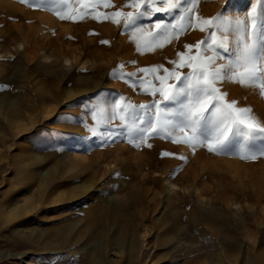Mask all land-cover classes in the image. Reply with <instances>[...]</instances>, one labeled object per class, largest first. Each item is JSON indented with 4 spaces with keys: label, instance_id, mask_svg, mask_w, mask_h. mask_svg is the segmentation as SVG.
<instances>
[{
    "label": "rangeland",
    "instance_id": "1",
    "mask_svg": "<svg viewBox=\"0 0 264 264\" xmlns=\"http://www.w3.org/2000/svg\"><path fill=\"white\" fill-rule=\"evenodd\" d=\"M127 2L112 0L114 7L111 8H104L101 4L96 9H88L92 15L74 22L61 20L54 11L33 8L21 0H0V50L6 47L11 50L6 56L0 54V97L27 98V102L20 107L16 121L2 120L0 115L7 133L4 140H0V199H4L0 206V264H98V248L91 244L94 232L103 239V244L106 242L105 257L118 258L117 264H180L187 257H176V253L170 250L172 245L168 243L157 242L149 249L147 247L151 256L143 259H138L135 253L136 245H142L140 238L143 226H149L154 217L167 213L163 208L147 209L143 225L137 223L135 211L147 203V197L150 196L149 193L145 197L141 193L142 186L137 187L140 181V173H137L139 166L145 167L152 176L143 187L151 186L160 196L165 194L166 176L172 175L177 182L175 189L180 194L171 201L175 205L181 204L185 214L193 205L202 207V202L196 197L197 188L200 187L206 195H217L216 203L220 206L209 209L223 216L227 225L220 231L226 236L237 234L240 242L236 248L250 257L249 262L258 264L259 259L264 257V157L241 159L235 154L210 152L206 146H198L193 150L189 145L175 144L162 138H150L147 143L151 147L145 144L136 147L128 141L126 125L117 114L119 110L110 107L113 101L116 105L121 100L125 104L131 102L138 105L160 99L159 94L153 97L141 90L139 78L145 77V73L138 72V69L162 65L169 71L175 69L187 74L191 71L188 67L176 68L170 63L179 60L177 53L184 52L185 59L189 56L211 55L205 51L206 45H201L200 49L192 48L191 52L185 47L207 40L210 31L207 28L205 31L189 28L162 48L140 52L137 51L136 42L130 38L129 29L111 20L94 18L97 14H110ZM123 11L132 9L124 7ZM195 11L203 18L221 12L243 18L250 11V6L249 0H197ZM72 14L78 15L75 11ZM170 19L164 13H156L143 18L141 23L150 28L157 21ZM28 38H31V46L27 44ZM16 40L20 42L19 46ZM105 40L109 43H101ZM44 49L55 53L57 63L53 57H41ZM32 55L34 57L29 59ZM121 65L124 67L121 68ZM163 68L158 73L147 74L146 79L158 86L159 80L155 76L167 75ZM121 73L124 74L122 77ZM127 73H133L131 79ZM39 80L50 90L58 92V101L49 103L46 111L37 96L39 88L36 84ZM167 82L175 83L173 79ZM29 86L33 87L30 93L27 89ZM222 91H226L228 99L238 101L240 106H251L257 118L264 122V98L257 94L256 89L229 83L222 86ZM109 116L114 118L109 119ZM35 151L60 162V169L64 171L62 177H65L62 178L63 185H50L40 190L28 187L24 190L27 179L22 174ZM164 152L175 155L165 156L162 154ZM93 155L112 162L123 159L124 165L134 167L126 176L130 185L128 190L117 186L121 183V187H125V183L120 170L113 168V163L100 171L101 178L94 183L101 186H96L99 191L97 197L106 213L101 215L99 227L88 223L91 209L83 212L77 202L76 208H70L71 204L67 200L59 198L71 184L89 179L81 161L88 162ZM179 156L186 159H179ZM23 157L27 158L24 160ZM165 166H170L168 175L160 171L166 169ZM179 183L188 184L191 191L181 188ZM14 188L17 193L12 192ZM183 192L186 196H182ZM57 197L55 201L53 198ZM26 198L29 199L27 203L31 202V207L24 215V222H19L18 217H12L14 210L6 211L5 208L12 206L21 209L27 204ZM75 210L76 217L62 218ZM174 211L178 213L177 224H187L186 221H179V214L183 212L177 207ZM114 215L121 219L111 220ZM238 217L246 227L243 231L240 227L234 230L230 223ZM210 220L217 221L212 217ZM25 222L41 233L46 229L49 235L36 240L25 237L20 232ZM154 236L152 242L158 239ZM247 237L254 239L249 241ZM197 243H200L199 239ZM73 247L76 249H71Z\"/></svg>",
    "mask_w": 264,
    "mask_h": 264
},
{
    "label": "snow or ice",
    "instance_id": "2",
    "mask_svg": "<svg viewBox=\"0 0 264 264\" xmlns=\"http://www.w3.org/2000/svg\"><path fill=\"white\" fill-rule=\"evenodd\" d=\"M30 7L54 11L61 20H83L92 15L88 9L114 7L112 0H21ZM250 11L241 17L225 15L224 12L203 18L196 14L197 0H128L112 13L97 14L94 18L111 20L131 31L137 51H154L178 38L189 28L209 29L208 39L195 45H186L211 55L189 56L177 53L179 60L170 61L176 68L188 67L187 74L163 66L140 68L145 73L139 78V87L160 99L151 103L119 105L110 107L126 125L129 143L140 147L150 138H162L175 144H186L193 148L206 146L217 154H235L241 159L256 160L264 157V122L253 113L251 106H240L238 101L228 99L222 91L224 84L235 83L244 88H253L264 98V0H249ZM127 7L132 11H123ZM75 11L78 15H73ZM164 13L170 20L157 21L146 28L145 17ZM101 43H109L101 41ZM218 61H222L218 63ZM134 63V61L132 62ZM121 68L124 66L121 65ZM163 68L165 76L156 75L159 85L146 79L149 73H158ZM124 74L121 73V77ZM129 79L133 73H127ZM173 79L175 83H168ZM114 118L109 116V119ZM122 135L124 133H121ZM139 141V142H137ZM165 156L175 155L164 152ZM179 159H186L179 156Z\"/></svg>",
    "mask_w": 264,
    "mask_h": 264
},
{
    "label": "bare ground",
    "instance_id": "3",
    "mask_svg": "<svg viewBox=\"0 0 264 264\" xmlns=\"http://www.w3.org/2000/svg\"><path fill=\"white\" fill-rule=\"evenodd\" d=\"M26 41H27V44L29 46L32 45L31 44V38H28ZM15 43H17V46L20 45V42H18L17 40L15 41ZM10 52H11L10 47L9 48L6 47L3 50H0V54L3 53V55H5V56ZM33 57H34V55L30 56L29 59H32ZM41 57L44 59H48L50 57H53V61L55 63H57V61H58L57 56L55 55V53L52 50L44 49L43 53L41 54ZM36 86H37V88H39V92L37 91L38 92L37 96L40 100L41 105L44 107V111H46V107L49 103H51L52 101H58V92H56V91L54 92V91L50 90V88L45 86L43 82L41 83V80L37 81ZM32 88H33L32 86H29L27 88L29 90V93L32 90ZM26 100H27V98H25V96L22 99L21 98L20 99H18V98L11 99L10 97H0V115L2 117V120L7 119V120L16 121L20 115L19 114L20 107H21V105H23V103ZM8 123H10V122H8ZM4 124L5 123L4 122L2 123V121L0 119V140H2L7 134L6 131L4 130V129H6V127L4 128ZM50 157L43 152L35 151L34 156L29 158V160H28L29 162L27 161L28 162L27 167L25 166L26 169L23 168L24 171L22 174V176L27 179V185L25 184L26 188H24L25 191L28 187H29V189H33L35 187L36 190H40L41 188L50 187V185L56 184L54 187H56L57 185H63V183H62L63 179L62 178L64 176L62 177V172H64V171H61V169H60L61 164L59 165L60 162L58 160H52ZM26 158L27 157H23L24 160ZM103 158L101 159V158H99L98 155H93L90 158V161H88V162H82L81 161L82 165L81 164L80 165L82 166L83 170L86 171V175L88 176L89 179H87V180L83 179L81 181L75 182L74 184H71L72 186L65 188L62 191V194L59 196V198H61V200H63V201L67 200L68 203L71 204L70 208H76L77 207L76 202H77L81 205V210H83V212H86L87 210L91 209L92 213L90 216H88V223L94 227L100 226L99 225V223L101 222L100 217L103 213H106L104 210V207H102V203L99 202L98 197H97V193L99 192L97 185H99V184H95L96 183L95 181L100 180V178H101L100 171L107 169L106 167L110 163H113V168H117L120 170L121 178H122L123 182L125 183V185H124L125 187H121L122 186L121 183L117 184V186L124 189V190H128L130 185H128L129 181H127L126 176L129 175V173L132 170H134L133 169L134 167L124 165L123 159H120V161H117V162H112V161H109L110 159L108 160L106 158L105 159H103ZM87 159H88V157H87ZM24 163L25 162H23V164ZM63 163L64 162H62V164ZM70 164L71 163H69V165ZM77 164L76 165L79 166V163H77ZM61 168H63V167H61ZM168 168H170V166L166 167V169H162L160 171L164 172L165 175H168V173H169ZM154 170L155 169H153L152 171H154ZM79 171H82V170H79ZM147 171L148 170H146V168L142 167V166H139V168H137V173H140V175H139L140 181L138 182L137 187L139 188L140 186H142V187H140V188H142L141 193L145 197H147L146 195H148L150 193V196H148L147 200H146L147 203H144L145 205L143 204L142 206H140V208H137L138 209L137 212L135 211V213L137 215V217H135L137 219V223L143 225L142 222L144 221V219H146L145 217L147 216V213L145 211L147 209L153 210L155 208L156 209L158 208L161 210L163 208L164 210L165 209L167 210L166 211L167 213L165 216L160 215V216H157L156 218L154 217L152 220V223L149 226H147V225L143 226L141 238L139 237L140 240H142V245H141L142 247L136 245L137 249L135 251V253H137L138 259L139 258L143 259L145 256H147V257L151 256V254L148 253L147 251H148L149 247L154 246V244H156L158 242L160 244L161 243L162 244L168 243V244L172 245L170 247V250L176 253L175 254L176 257L180 256V255H184V257H187L185 260L183 259L184 261L182 260L183 262L181 261L180 264H247V263L252 264L251 262H249L250 257L244 255L242 252H240L236 248V245H238L240 242L237 234L233 233V235H231V236H226L225 234H223L220 231V229L222 227H224V225H227V224H225L223 216L220 215L219 213H216L213 210V209H216L220 206L216 203L217 195H215V194L212 196L206 195L203 193V190L198 186L199 188H197V190H196L197 191L196 197L200 202H202V207H199L197 205L196 206L193 205L192 208L187 210V213L185 214L183 212V207L181 206V204L175 205L171 201V199L177 197V194L179 193V192L177 193V191L175 189L177 182L172 177V175L169 174L168 176H166V178H165L166 183L164 185L165 194H164V196H162V195L160 196L159 194H157V192H155L154 188H152L151 186H144L143 187V184H145L149 178H152V176ZM146 173L148 175L146 177H144V175ZM70 176H71V174H70ZM111 181L109 183H112ZM179 186L183 189L191 191L188 184L179 183ZM16 191L17 190L14 188V191H12V192L15 193ZM12 196H15V195H12ZM182 196H186V193L183 192ZM53 199H55V201H56V199H58V197L53 198ZM28 200L29 199L26 198V203ZM123 200H125V199H123ZM9 201H11V200H9ZM3 203H4V199H0V206H2ZM123 203H124V201H123ZM181 203H183V202H181ZM230 203H233V202H230ZM237 205L238 204H236V206ZM30 207H31V202L27 203L21 209H17V208L14 209L11 206L9 209L5 208V210L6 211L7 210L8 211L14 210L12 217H14V218L18 217L17 221L24 222V220H23L24 215L30 209ZM176 207H177V210H179L181 213L183 212L182 215L179 214V221H181V222L186 221L187 224H185V225L177 224L178 213L176 211H174V208H176ZM209 208H213V209L210 210ZM78 209H80V207H78ZM204 210L206 211V213ZM63 211H65V210H63ZM3 212H5V211L3 210ZM70 214L71 215L66 214L62 218L67 219L69 217H73V218L76 217L77 216V210H75L74 212H72ZM114 216L115 217H112L111 220L119 221L121 219V218L120 219L118 218L120 216H118V217H116L117 215H114ZM211 217L217 219V221L212 222L210 220ZM128 222H129V220H128ZM230 223H232V225L234 226L233 227L234 230H236V229L238 230V228L240 227V229H242V231H243V229L245 227L244 222H242V220L239 217L235 218V220L232 219L230 221ZM22 225H23V229L20 232L25 237H27L29 239L36 240V239H39L43 236L49 235V233H47L48 231H46V229H44L43 233L34 230V228L30 225V223L25 222ZM127 226H128V224H127ZM132 228L134 229V227H132ZM132 228H130V230H132ZM127 231H129V230L127 229ZM95 233L96 232L93 233L94 235H93V238L91 239L92 240L91 244H93L94 248H98V255L96 257V262L98 264H117L118 258H112V257L106 258L105 257L104 250L106 251V247H107L106 242L103 244V239H100L99 237H97L98 234H95ZM132 233H134V232H132ZM154 235H156L157 236L156 238H158V239H155L156 241L152 242V238ZM127 236H128V234H127ZM247 238L249 241H252L254 239V238L252 239L249 237H247ZM47 239H48V237H47ZM125 239H128V238H125ZM125 239H123V240H125ZM198 239L200 240V243H197ZM212 240H213V244L211 243ZM74 243H76V241ZM178 244H180L181 246H178ZM129 247H131V246H129ZM147 247H148V249H147ZM74 248L75 247H73L71 249H74ZM126 249L127 250L129 249L128 245H127ZM133 249H134V247H133ZM133 249H131V251ZM188 256H190V257H188ZM135 258H136V256H135ZM177 259H179V258H177ZM177 259H175V260H177ZM259 260L260 261L258 264H264V257L263 258L261 257ZM60 261H63V260L61 259ZM70 261L74 262L71 259H70Z\"/></svg>",
    "mask_w": 264,
    "mask_h": 264
}]
</instances>
